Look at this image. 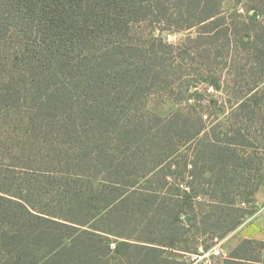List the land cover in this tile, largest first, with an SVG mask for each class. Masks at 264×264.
Instances as JSON below:
<instances>
[{
	"label": "trees",
	"instance_id": "1",
	"mask_svg": "<svg viewBox=\"0 0 264 264\" xmlns=\"http://www.w3.org/2000/svg\"><path fill=\"white\" fill-rule=\"evenodd\" d=\"M224 2L0 0V264H188L168 250L252 213L264 0ZM155 94L179 106L154 113ZM263 257L244 239L222 264Z\"/></svg>",
	"mask_w": 264,
	"mask_h": 264
},
{
	"label": "rangeland",
	"instance_id": "2",
	"mask_svg": "<svg viewBox=\"0 0 264 264\" xmlns=\"http://www.w3.org/2000/svg\"><path fill=\"white\" fill-rule=\"evenodd\" d=\"M236 7L241 8L240 12L246 13L245 3L241 2V0H225L223 4V9L226 15L232 13ZM156 35H162L164 39L167 41L179 44L186 39L190 34H194L193 30L181 31V32H171V31H163L159 30L155 31ZM204 89V88H202ZM219 95V92L215 91L212 88L208 89L207 96L205 99L212 98V96ZM179 106V103L164 94H155L151 96L148 100V109L154 113H157L162 116H166L170 114L173 110H175ZM214 118V116H213ZM264 188V187H262ZM261 188V189H262ZM259 192V191H258ZM244 208L252 212L248 214L245 220L241 223V225L231 232L229 235L222 239H218L214 241L209 249L204 250L203 246L199 244L198 250L195 252H187V251H177V250H168L167 255L170 257H176L181 260H185L188 264H222L226 258H228L231 254V251L244 239H255V238H247L245 236L252 235L255 224L257 223L260 229H264V214L261 213L260 209L264 206V194L262 192L256 195L255 200L252 203L241 204ZM259 220V221H258ZM200 243V242H199ZM219 250V254H215L214 251ZM198 254V257H195ZM264 262V257H263Z\"/></svg>",
	"mask_w": 264,
	"mask_h": 264
},
{
	"label": "crops",
	"instance_id": "3",
	"mask_svg": "<svg viewBox=\"0 0 264 264\" xmlns=\"http://www.w3.org/2000/svg\"><path fill=\"white\" fill-rule=\"evenodd\" d=\"M262 192L264 194V188L260 189L258 193ZM257 193V195H258ZM259 221V220H258ZM256 223L253 229V234L250 236H245L247 238H255L256 240H264V229H260Z\"/></svg>",
	"mask_w": 264,
	"mask_h": 264
},
{
	"label": "built area",
	"instance_id": "4",
	"mask_svg": "<svg viewBox=\"0 0 264 264\" xmlns=\"http://www.w3.org/2000/svg\"><path fill=\"white\" fill-rule=\"evenodd\" d=\"M260 210H261L260 212L264 214V206H263V207H262ZM214 253H215V254H219V253H220V251H219V250H215V251H214ZM198 256H199V255H198V254H196V256H195V257H198Z\"/></svg>",
	"mask_w": 264,
	"mask_h": 264
}]
</instances>
